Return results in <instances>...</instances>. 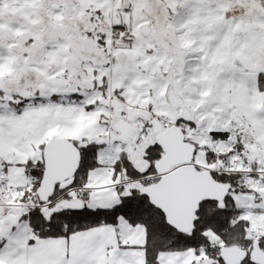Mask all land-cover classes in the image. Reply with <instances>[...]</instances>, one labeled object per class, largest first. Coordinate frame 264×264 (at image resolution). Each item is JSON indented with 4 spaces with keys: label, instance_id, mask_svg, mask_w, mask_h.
<instances>
[{
    "label": "snow or ice",
    "instance_id": "1",
    "mask_svg": "<svg viewBox=\"0 0 264 264\" xmlns=\"http://www.w3.org/2000/svg\"><path fill=\"white\" fill-rule=\"evenodd\" d=\"M0 264H264V0H0Z\"/></svg>",
    "mask_w": 264,
    "mask_h": 264
}]
</instances>
